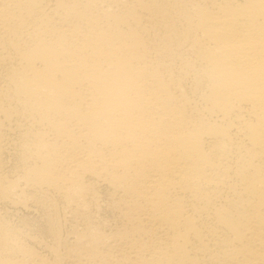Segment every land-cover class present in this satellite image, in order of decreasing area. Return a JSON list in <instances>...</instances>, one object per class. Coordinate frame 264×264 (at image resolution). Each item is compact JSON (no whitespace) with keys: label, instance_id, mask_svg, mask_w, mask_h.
<instances>
[{"label":"bare ground","instance_id":"bare-ground-1","mask_svg":"<svg viewBox=\"0 0 264 264\" xmlns=\"http://www.w3.org/2000/svg\"><path fill=\"white\" fill-rule=\"evenodd\" d=\"M0 264H264V0H0Z\"/></svg>","mask_w":264,"mask_h":264},{"label":"rangeland","instance_id":"rangeland-1","mask_svg":"<svg viewBox=\"0 0 264 264\" xmlns=\"http://www.w3.org/2000/svg\"><path fill=\"white\" fill-rule=\"evenodd\" d=\"M8 212H9V220L14 225L19 224V218H21V217H24L25 219L27 218V220H29L30 222L33 221L31 223L41 224V219H39V218H41V216L36 212H29V211L18 210V209L17 210L10 209V211H8ZM22 214H24V215H22ZM29 214H30V216H29ZM35 214H36V216H34ZM13 216H15V217H13ZM36 217H38V218H36ZM13 221H14V223H13ZM34 245L36 246V248H38V246L36 244H34Z\"/></svg>","mask_w":264,"mask_h":264}]
</instances>
